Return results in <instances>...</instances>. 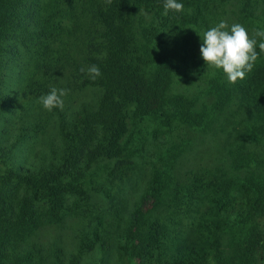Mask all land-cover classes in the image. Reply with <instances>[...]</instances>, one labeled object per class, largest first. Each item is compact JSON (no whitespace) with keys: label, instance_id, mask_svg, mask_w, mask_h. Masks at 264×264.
<instances>
[{"label":"trees","instance_id":"16d2710c","mask_svg":"<svg viewBox=\"0 0 264 264\" xmlns=\"http://www.w3.org/2000/svg\"><path fill=\"white\" fill-rule=\"evenodd\" d=\"M178 2L183 11L165 14L164 0H0V134L12 133L7 122L17 107L37 101L20 115L36 121L20 128L16 141L0 143V264H85L120 225V250L132 263L264 262V159L237 146L233 170L185 169L179 157L189 144L176 140L231 104L250 117L244 136L264 137V53L236 83L220 69L204 74L209 105L200 95L173 92L190 59L203 66L195 54L199 36L222 20L264 28V7L258 11V0ZM228 4L231 16L224 15ZM91 64L100 77L80 71ZM52 87L68 92L62 109L48 111L38 100ZM43 115L57 122L48 126ZM147 122L174 144L159 151L130 205L108 188L142 173L132 144ZM52 128L60 141L38 162L22 163L17 141L51 136ZM103 194L111 199L105 209ZM101 209L110 217L85 232L75 251L42 245L43 227L71 213L97 217Z\"/></svg>","mask_w":264,"mask_h":264},{"label":"rangeland","instance_id":"374dc122","mask_svg":"<svg viewBox=\"0 0 264 264\" xmlns=\"http://www.w3.org/2000/svg\"><path fill=\"white\" fill-rule=\"evenodd\" d=\"M262 7H264V0H258L257 9L259 12ZM234 5L228 4L226 7V12L224 15L231 16L229 14L234 10ZM262 18V17H260ZM256 24L248 26V32L251 34L254 29H256ZM247 28V27H246ZM203 35L197 38V48L195 51L203 61V66L197 61L190 59L188 69L185 71L186 74L179 75L175 77L174 93L186 92L189 95L197 94L200 95V103H207L208 105L212 102L209 97L203 93L204 74L210 72L215 74V70L206 65L200 54V45L202 44ZM259 51V49H257ZM199 70H203L199 72ZM216 73V74H217ZM213 100V98H212ZM39 101V100H38ZM37 103H24V107H17L16 113L10 114L11 121L7 122V126L11 129V134L3 136L0 134V143L9 144L16 141L18 134L21 132L22 127H28V125L35 122V117L20 116L24 113L25 108L29 109L32 104ZM26 106V107H25ZM237 106L231 104L226 107L223 112L214 113L206 118V122L203 127H196L191 130H187L188 133H182V138H177V142L182 141L188 142V147H186L185 152L179 157L180 164L185 167V169L208 167L216 170L217 168H225L227 170H233L230 166L232 158L235 156V151L237 146H243L244 152L252 154V159H258L263 161L264 159V137L258 141H250L244 136L245 128L250 124V117L246 113L236 112ZM30 110V109H29ZM37 114V112L33 113ZM32 115V113H31ZM22 117V119H21ZM57 117H48L47 115L42 116L43 122L48 126L53 125L57 122ZM55 122V123H56ZM154 123L147 122L140 124L137 128V139L132 144V150L135 151V156L141 161V171L136 177L130 179H125L118 186L109 187L108 190L116 195V199L123 197L127 200L128 204H132L137 197H139L140 192L146 186L148 175L152 170L154 163H159V151L169 147L174 144L169 140V136L166 137L164 134H159L155 136ZM53 129V130H52ZM51 136L39 134L33 138H24L17 141L18 149L15 152L16 155H23L21 162L24 164H33L38 162L39 154L45 151L48 146L53 145V141L59 142L60 135L57 129L52 128ZM186 132V131H184ZM27 139V140H26ZM176 144V143H175ZM0 167H3V163L0 162ZM133 187V188H132ZM108 194H103L100 201L103 202V209L110 202ZM202 210L204 209L201 206ZM194 214V213H192ZM195 215V214H194ZM99 217L102 219L100 220ZM110 217L109 212L103 211L102 209L98 211L97 217L86 216H76L71 213L67 214L65 220L59 225H48L42 228L40 232V240L44 247H49L50 243L56 242L59 248L64 249L65 252L75 251L78 241L80 242L85 238V232L92 234L93 229L97 226V222L107 219ZM192 219H185L186 225L191 224ZM264 224V219H263ZM121 225L115 231V238L110 240L107 246L97 248L92 250L86 255L84 259L85 264H158L156 258L145 259L141 261H136L132 263L129 258L122 254L120 250V245L124 244L125 238L118 239L116 236L117 232H121ZM258 264H264V262H258Z\"/></svg>","mask_w":264,"mask_h":264},{"label":"clouds","instance_id":"9594fccd","mask_svg":"<svg viewBox=\"0 0 264 264\" xmlns=\"http://www.w3.org/2000/svg\"><path fill=\"white\" fill-rule=\"evenodd\" d=\"M111 3V0H108ZM164 11L181 12L184 5L178 0H164ZM150 19L148 13H143ZM200 54L206 65L223 71L229 83H236L246 78L255 66L260 53H264V28H256L250 34L247 28L240 23L229 25L222 20L210 27L201 37ZM259 49V51H257ZM81 72L91 79L102 75L96 64L82 67ZM67 89L52 87L47 94L39 97L42 106L51 111L54 108H63V99Z\"/></svg>","mask_w":264,"mask_h":264}]
</instances>
